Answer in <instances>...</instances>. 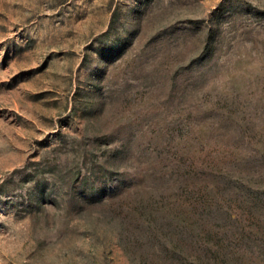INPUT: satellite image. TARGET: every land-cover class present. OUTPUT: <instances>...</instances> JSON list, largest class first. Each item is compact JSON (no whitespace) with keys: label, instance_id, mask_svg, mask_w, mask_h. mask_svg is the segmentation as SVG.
Returning <instances> with one entry per match:
<instances>
[{"label":"rangeland","instance_id":"rangeland-1","mask_svg":"<svg viewBox=\"0 0 264 264\" xmlns=\"http://www.w3.org/2000/svg\"><path fill=\"white\" fill-rule=\"evenodd\" d=\"M0 264H264V0H0Z\"/></svg>","mask_w":264,"mask_h":264},{"label":"trees","instance_id":"trees-1","mask_svg":"<svg viewBox=\"0 0 264 264\" xmlns=\"http://www.w3.org/2000/svg\"><path fill=\"white\" fill-rule=\"evenodd\" d=\"M108 34V31H105L101 34L100 38L103 39Z\"/></svg>","mask_w":264,"mask_h":264}]
</instances>
